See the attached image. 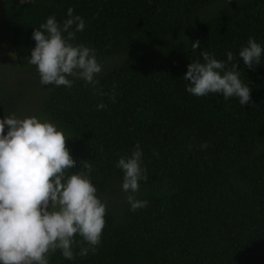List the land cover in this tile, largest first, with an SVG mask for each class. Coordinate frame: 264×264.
Wrapping results in <instances>:
<instances>
[{"label": "trees", "instance_id": "obj_1", "mask_svg": "<svg viewBox=\"0 0 264 264\" xmlns=\"http://www.w3.org/2000/svg\"><path fill=\"white\" fill-rule=\"evenodd\" d=\"M69 7L85 21L76 42L103 65L95 91L79 79L42 86L28 63L32 29ZM250 36L264 47V0H0V49L13 59L0 66V118L57 123L72 170L89 161L107 206L97 250L71 261L57 250L50 264H264V54L252 69L238 56ZM201 50L232 51L248 104L185 90ZM137 143L148 204L130 211L115 163Z\"/></svg>", "mask_w": 264, "mask_h": 264}, {"label": "clouds", "instance_id": "obj_2", "mask_svg": "<svg viewBox=\"0 0 264 264\" xmlns=\"http://www.w3.org/2000/svg\"><path fill=\"white\" fill-rule=\"evenodd\" d=\"M84 28V19L69 7L63 21L50 15L32 29L35 44L28 63L35 66L42 86L70 88L79 79L96 90L103 65L95 48L76 42V33ZM191 47L196 50L200 41ZM262 54L264 47L251 36L238 51L249 69L260 64ZM225 56L226 61L218 60L201 50L202 62L193 60L186 65L185 90L197 97L210 93L221 94L225 100L236 97L244 106L250 102L251 89L241 79L237 63L227 66L234 59L232 51ZM110 99L114 102L115 95ZM105 107L97 104V109ZM69 138L57 123L35 115L0 118V264H50L57 250L71 261L97 250L107 206L92 183L89 161H81L79 169L72 170L77 161L66 146ZM142 157L137 143L115 163L123 174L121 190L130 211L148 204L136 195L140 183L148 178Z\"/></svg>", "mask_w": 264, "mask_h": 264}, {"label": "rangeland", "instance_id": "obj_3", "mask_svg": "<svg viewBox=\"0 0 264 264\" xmlns=\"http://www.w3.org/2000/svg\"><path fill=\"white\" fill-rule=\"evenodd\" d=\"M11 56H12V53L10 49H5V50L4 48L0 49V66L4 63H7L8 61H12L13 59ZM8 69L10 70L11 68H8Z\"/></svg>", "mask_w": 264, "mask_h": 264}, {"label": "bare ground", "instance_id": "obj_4", "mask_svg": "<svg viewBox=\"0 0 264 264\" xmlns=\"http://www.w3.org/2000/svg\"><path fill=\"white\" fill-rule=\"evenodd\" d=\"M260 235V234H259ZM194 237V236H193ZM202 240V239H201ZM169 241V240H168ZM188 242V241H187ZM193 242V241H192ZM176 245H178V244H176ZM176 247V246H175ZM176 251V250H175ZM165 257V256H164ZM152 258V257H151Z\"/></svg>", "mask_w": 264, "mask_h": 264}]
</instances>
